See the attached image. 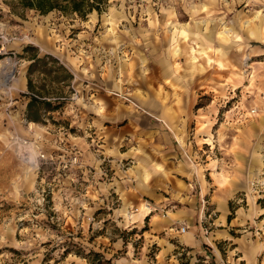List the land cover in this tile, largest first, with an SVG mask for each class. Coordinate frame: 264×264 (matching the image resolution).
Returning <instances> with one entry per match:
<instances>
[{"label":"rangeland","instance_id":"1","mask_svg":"<svg viewBox=\"0 0 264 264\" xmlns=\"http://www.w3.org/2000/svg\"><path fill=\"white\" fill-rule=\"evenodd\" d=\"M258 34L264 0H106L84 18L0 0V264H91L90 250L103 264H177L152 240L189 206L190 227L166 229L199 228L180 264H264ZM28 44L72 75L60 82L53 62L32 73L62 97L40 122L24 118ZM225 188L240 223L230 243L213 231ZM236 247L248 262L228 257Z\"/></svg>","mask_w":264,"mask_h":264},{"label":"trees","instance_id":"2","mask_svg":"<svg viewBox=\"0 0 264 264\" xmlns=\"http://www.w3.org/2000/svg\"><path fill=\"white\" fill-rule=\"evenodd\" d=\"M21 4L29 9L38 10L41 13H47L51 10H58L63 13H75L80 17L84 18L88 13L96 11L100 13L105 6L106 0H19ZM23 57H26L29 51L32 53L27 58L29 63L26 70L27 78V91L24 95L28 98L26 103V108L24 111V118L28 122H40L45 113L54 111L59 108L62 103L61 96L53 95L46 87V84L41 86L35 85L33 79L31 78L32 73H34L38 68H40L45 75L51 74L55 69H46L48 63L59 64L58 60L51 54H44L38 56L37 48L31 44L26 45L23 48ZM50 61V62H49ZM58 70L65 73L64 79L69 81L72 78V75L67 71V69L59 64ZM54 102H56L54 104ZM231 219V216H228V221ZM69 248H65L63 254L69 252ZM75 253L83 255V251L80 249H75ZM184 250H189L188 248ZM48 253L45 254L43 262L48 259ZM86 258V256H84ZM91 257V259L89 258ZM91 264H103L105 261L103 256L95 251L90 250L87 256Z\"/></svg>","mask_w":264,"mask_h":264},{"label":"crops","instance_id":"3","mask_svg":"<svg viewBox=\"0 0 264 264\" xmlns=\"http://www.w3.org/2000/svg\"><path fill=\"white\" fill-rule=\"evenodd\" d=\"M220 33H223L222 31ZM258 40L264 39L263 36H260L259 34L257 35ZM21 90L26 89L27 90V81H23L21 83ZM223 197L221 199H219V201L217 202V212L215 213V233L216 235L220 236L219 238H222L224 240H228L230 243L231 240V234H230V230L234 229L233 227H237L239 226V221H234V218L231 217V219L228 221V216H229V200L231 199L232 195H233V191L229 190V189H223ZM193 209L191 206L188 207V211H186L187 216H183L185 213L184 211H181V215H177V213H173L170 217H168L167 219H165L164 221H162L161 223L158 224V227L156 228L158 233H161L164 231V235L160 234L157 239H153L152 242H154L155 244L161 246L163 248V250H165L166 253H169L170 255H172V259L174 260V262H176L177 264H180L178 262V257L177 255L180 254V251L177 250V248H179L180 250L183 249H199L200 243H201V239H200V233H199V228L197 225H195V230L193 229H188L187 231L185 230L183 233H179L177 234L175 237H173L174 239L171 238V235H169L168 230L166 231V229L171 230L172 228L171 225L173 224H177V226L181 225L182 222L186 223L188 228L189 226V222H190V216L193 213ZM238 212V210H237ZM142 217V215H138L135 219V221H139ZM177 229V228H176ZM156 237V236H155ZM235 242V241H233ZM237 248V257H233V256H228L229 258L232 259H236L240 261H247V259H245V254L244 251L239 248ZM260 250L258 249V251L255 249V251H252V254L256 255L259 254ZM213 256H214V260L215 261H219L220 259L222 260L221 254L218 251V253L212 252ZM219 254V257H218ZM247 264V263H246Z\"/></svg>","mask_w":264,"mask_h":264},{"label":"bare ground","instance_id":"4","mask_svg":"<svg viewBox=\"0 0 264 264\" xmlns=\"http://www.w3.org/2000/svg\"><path fill=\"white\" fill-rule=\"evenodd\" d=\"M151 211H152V208L145 205V206L141 207L140 209H138L137 213L130 214V212H128L127 214L129 217H132L133 220L135 221V219L138 215L146 216V215H149V213Z\"/></svg>","mask_w":264,"mask_h":264},{"label":"built area","instance_id":"5","mask_svg":"<svg viewBox=\"0 0 264 264\" xmlns=\"http://www.w3.org/2000/svg\"><path fill=\"white\" fill-rule=\"evenodd\" d=\"M252 112H254V111H252ZM185 230H186V226L185 225H182L180 227V232H184ZM238 264H240V263H238Z\"/></svg>","mask_w":264,"mask_h":264}]
</instances>
